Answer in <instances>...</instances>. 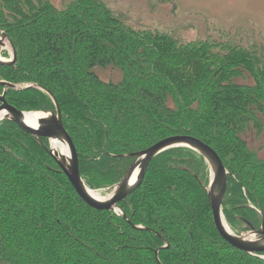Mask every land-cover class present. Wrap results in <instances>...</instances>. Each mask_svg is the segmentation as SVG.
<instances>
[{
  "label": "trees",
  "instance_id": "obj_1",
  "mask_svg": "<svg viewBox=\"0 0 264 264\" xmlns=\"http://www.w3.org/2000/svg\"><path fill=\"white\" fill-rule=\"evenodd\" d=\"M0 32L16 51L0 80L50 91L90 190L106 194L121 180L132 159L118 154L189 135L228 171L222 213L230 230L244 229L240 218L260 227L264 157L244 136L264 131L263 50L137 28L102 0H0ZM108 67L119 80L99 77L96 69ZM5 99L21 111L55 110L37 88H7ZM47 149L0 121V264H158L157 250L161 264H264L218 235L208 167L193 150L157 155L115 212L86 205Z\"/></svg>",
  "mask_w": 264,
  "mask_h": 264
},
{
  "label": "water",
  "instance_id": "obj_2",
  "mask_svg": "<svg viewBox=\"0 0 264 264\" xmlns=\"http://www.w3.org/2000/svg\"><path fill=\"white\" fill-rule=\"evenodd\" d=\"M0 50H7L10 58L3 60L0 58V65H12L15 63L16 51L8 36L0 32ZM3 91L0 94V121L10 120L25 133L34 137L40 143L48 144V154L64 173L69 183L73 187L78 197L88 206L97 210H115L118 203L129 197L141 184L144 179L147 167L152 159L157 155L171 148L187 147L199 156L206 163L209 171V185L207 188V198L211 208L212 220L218 235L230 246L249 255L264 258V217L261 215V225L255 229L248 221L243 218L240 220L246 225L245 233L236 234L230 230L222 213V202L226 193L228 182V171L218 154L203 141L189 135H175L157 141L146 149L134 153L117 155L116 157L131 158L132 162L124 172L121 180L115 184L106 194L105 199H97L90 193V189L85 185L79 172V158L71 137L65 130L62 123L60 108L47 89L37 84H12L0 80ZM37 88L48 94L51 98L55 110L41 111L45 117H41L35 127L26 123L24 114L5 99L6 89L21 90L25 88ZM59 141L67 148L68 156L56 154L51 147V141ZM135 175V176H134ZM134 179L132 180V178ZM124 217V214H122ZM136 229L141 227L133 226ZM155 259L158 264V250L155 251Z\"/></svg>",
  "mask_w": 264,
  "mask_h": 264
},
{
  "label": "rangeland",
  "instance_id": "obj_3",
  "mask_svg": "<svg viewBox=\"0 0 264 264\" xmlns=\"http://www.w3.org/2000/svg\"><path fill=\"white\" fill-rule=\"evenodd\" d=\"M51 1L55 6L60 7L67 0ZM102 1L115 15L137 28L146 27L150 30L170 33L180 32L182 37L188 40L205 38V36L221 40L229 38L240 41L246 46L255 44L253 47L264 51V0ZM1 52L7 55L3 56ZM0 58L9 59V52L0 50ZM96 72L106 81H117L121 77L120 72L114 67L98 68ZM262 122L264 126V118ZM244 138L248 141L250 149L254 150L259 157H264V131L259 134L248 131ZM243 227V230L237 228L234 232L236 234L245 233L246 225ZM43 263L47 264L45 260Z\"/></svg>",
  "mask_w": 264,
  "mask_h": 264
},
{
  "label": "bare ground",
  "instance_id": "obj_4",
  "mask_svg": "<svg viewBox=\"0 0 264 264\" xmlns=\"http://www.w3.org/2000/svg\"><path fill=\"white\" fill-rule=\"evenodd\" d=\"M24 117L27 124H29L31 127H35L38 123L39 118L45 117V114L42 113L41 111L28 112L24 114ZM51 147L53 152H55L56 154H62L65 157L68 156L67 148L64 145H62L59 141L52 140ZM133 179L134 177L132 178V180ZM90 193L97 199H101V200L107 197V195L103 196L94 190H91Z\"/></svg>",
  "mask_w": 264,
  "mask_h": 264
}]
</instances>
